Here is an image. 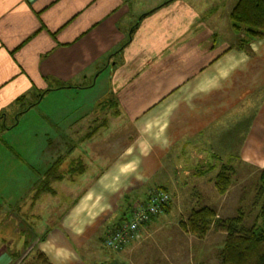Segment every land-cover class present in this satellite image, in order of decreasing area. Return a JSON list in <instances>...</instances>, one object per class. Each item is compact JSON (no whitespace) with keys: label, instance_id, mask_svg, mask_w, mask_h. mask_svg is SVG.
I'll list each match as a JSON object with an SVG mask.
<instances>
[{"label":"crops","instance_id":"crops-1","mask_svg":"<svg viewBox=\"0 0 264 264\" xmlns=\"http://www.w3.org/2000/svg\"><path fill=\"white\" fill-rule=\"evenodd\" d=\"M239 1L0 0V130L15 126L8 119L20 106L29 111L51 92L93 90L100 80L99 104L114 95L135 129L113 156L105 147L110 140H95L105 125L88 137L101 148L90 157L96 163L72 156L87 166L72 187L74 198L29 249L42 251L51 264H89L81 250L98 232L105 228L106 236L124 212L130 216L135 204L162 189L171 195L164 213L142 225L140 243L112 250L107 264H157L159 255L167 264L186 255L189 264L192 237L179 226L186 219L182 208L232 214L256 192L264 169V37L240 48L248 37L234 27ZM226 165L235 174L227 195L218 197L215 179ZM144 189L146 197L127 209L124 195L131 200ZM191 190L215 198L185 207L175 194ZM173 210L177 214L169 215ZM160 237L165 248L156 247ZM217 245L215 251L223 249ZM4 257V264L13 263L10 254Z\"/></svg>","mask_w":264,"mask_h":264},{"label":"rangeland","instance_id":"rangeland-1","mask_svg":"<svg viewBox=\"0 0 264 264\" xmlns=\"http://www.w3.org/2000/svg\"><path fill=\"white\" fill-rule=\"evenodd\" d=\"M101 81L103 80H100L93 90L51 92L40 105L29 111H24L27 106L24 110L22 106H18L19 113H12L13 115L11 114V117L8 119V125L15 126L9 130H2L1 128L0 264H4L5 261L3 259L5 258V254L19 253L23 254V257L26 256L30 249L25 250V240H30L32 243L34 236L40 237L45 230L53 226L52 221L58 220L67 210L68 206H70L72 198H74L72 195L75 193L72 191V187L77 186L75 184L77 180L73 181L71 175H67V180L63 182H52V187L58 192L46 194V192L42 191L40 198L33 203L36 189L38 187L41 188L40 181L46 177L49 168L59 156L64 155L67 157L63 162L62 170L69 168L72 156L77 154L88 155L91 162L92 159L90 157L101 148L97 145H90L88 137L94 136L95 134L92 135L91 133L96 129L100 130L99 126L103 124H105V128L95 136V140L97 142L110 140L112 143H106L105 147L109 149L112 156L120 153L123 141L129 142L135 136V129L131 124L133 121L128 113L120 111L116 114L117 107H112L109 104H99V101L103 98L104 90L100 88ZM31 100V103H34L35 100L33 98ZM125 123L131 125L122 128ZM95 160H97V157ZM95 160H92V162L96 163ZM104 161L108 160L105 159ZM80 178L83 177L80 176ZM253 184H256V182L253 181ZM216 190L218 197H225L230 188L224 194H220L217 188ZM147 192V189L135 192L131 196V201L137 198H145ZM187 194L188 196L184 193H180L179 196L178 193L175 194L181 205L185 207L198 204L197 200L199 199L205 200V203H208L209 200L215 198L214 194L208 191L191 190ZM246 196L248 195L246 194ZM127 201L125 199L123 204H126ZM232 202L235 204L234 199ZM223 204H226V201ZM187 208H185L186 211L182 208L186 218L196 209L189 207L190 209L187 210ZM210 208H213L217 212L214 207ZM120 211L116 218L123 214L121 208ZM232 211V214L230 211H227V213L219 216L217 212V218H230L237 216L240 212H244L246 225L252 226L255 224L259 216V207L256 205V192L253 195L252 193L249 194L246 200L240 201ZM176 214L174 210L172 213L169 212L171 216ZM104 217L105 215L102 218ZM23 221L24 225L21 227L20 225ZM179 226L182 231L191 234L190 236L192 237L189 244L192 252L189 257V264H201L206 259L212 261L213 264L217 262L223 264L221 249L219 248V250L215 251L214 248H218V243L220 247L222 245V248L224 247L227 233L214 227L205 237L200 238L193 233L185 231L180 223ZM23 228L26 230L24 235L22 234L21 236L20 232ZM104 233L105 228L98 232L94 241L88 247L81 250L82 256H84L89 264H107L108 257L113 253L112 250L104 246L105 244L103 245L104 237L106 238ZM160 238L155 241L156 247L165 248L167 241L162 239L163 237ZM142 240L140 232L139 239L132 243V245L138 244ZM174 240L176 239L174 238ZM187 241L185 239V245H188ZM170 245H172L171 242ZM174 245L180 247L181 243L178 244L174 241ZM33 252L35 253L36 251L34 250ZM156 257L158 258L157 264H167V261H165L166 256L159 255ZM184 258V263L188 264L186 263V255H174V264H183L182 260ZM21 260L17 262L12 260V264H19ZM6 264H11V261H8ZM110 264L127 263L111 260Z\"/></svg>","mask_w":264,"mask_h":264},{"label":"trees","instance_id":"trees-1","mask_svg":"<svg viewBox=\"0 0 264 264\" xmlns=\"http://www.w3.org/2000/svg\"><path fill=\"white\" fill-rule=\"evenodd\" d=\"M232 19L235 22L234 27L239 31H245L248 37L241 41L240 48L249 50L248 46L251 40L264 37V0H240L232 12ZM100 103L117 107L116 114L120 112L118 110V100L114 95L104 98ZM104 125L99 127L101 128ZM97 132L98 130L96 129L91 134L94 135ZM66 158L61 155L53 162L46 177L39 183L42 189L39 187L36 189L33 203L40 198L42 191L46 192V194L56 193L57 190L52 187V182H63L67 180V175H71V179L75 181L79 175L85 172L87 168L86 161L81 158L71 160L69 168L62 170L63 162ZM234 174V168L226 165L216 176L215 184L220 194L226 193L230 188ZM125 199L128 200L127 209H130L133 203L130 200L129 193L124 195ZM256 205L259 207V216L252 226L246 225L244 212H240L237 216L230 218H217V212L208 206L194 209L186 219L181 220L180 224L185 231L193 233L200 238L205 237L214 227L227 233L224 247L221 250L223 264H264V169L260 172L259 183L256 187ZM126 214V212L123 214L124 220L127 219L125 217ZM23 225L24 223L22 222L20 226L22 227ZM25 230L24 228L21 230V236L22 234L24 235ZM103 241L105 244V238ZM30 243V240H25V250L30 248ZM34 250L36 251L35 253L33 252ZM32 253H34L33 256H31ZM10 257L14 262L22 259L19 264H51L45 254L39 249H35V247L30 249L24 257L23 254L19 253L10 254Z\"/></svg>","mask_w":264,"mask_h":264},{"label":"built area","instance_id":"built-area-1","mask_svg":"<svg viewBox=\"0 0 264 264\" xmlns=\"http://www.w3.org/2000/svg\"><path fill=\"white\" fill-rule=\"evenodd\" d=\"M170 202L171 195L167 191L153 190L147 201L135 204L130 216L108 232L105 246L114 251H122L129 247L139 239L142 225L164 213Z\"/></svg>","mask_w":264,"mask_h":264}]
</instances>
